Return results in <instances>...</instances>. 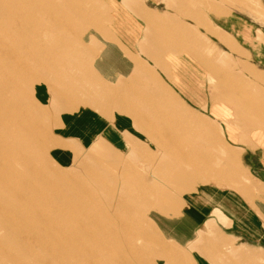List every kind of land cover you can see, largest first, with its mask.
I'll return each mask as SVG.
<instances>
[{
  "label": "rangeland",
  "instance_id": "1",
  "mask_svg": "<svg viewBox=\"0 0 264 264\" xmlns=\"http://www.w3.org/2000/svg\"><path fill=\"white\" fill-rule=\"evenodd\" d=\"M122 1L0 0V264H184L188 250L162 239L153 212L176 214L181 197L207 183L248 204L264 196V0H134L169 18L164 27L179 38H163L173 51L155 37L150 54L140 48L151 91L137 82L129 97L142 103L134 119L146 140L123 153L101 138L85 149L70 142V166L50 158L61 112L107 116L129 102L90 68L92 38L124 19L146 25ZM171 53L188 62L177 76L199 104L166 89ZM85 121H73L75 134Z\"/></svg>",
  "mask_w": 264,
  "mask_h": 264
},
{
  "label": "crops",
  "instance_id": "2",
  "mask_svg": "<svg viewBox=\"0 0 264 264\" xmlns=\"http://www.w3.org/2000/svg\"><path fill=\"white\" fill-rule=\"evenodd\" d=\"M245 1L255 3L253 0ZM170 2L175 7L187 4L185 1H180L179 4L178 1L170 0ZM203 4L205 8V2ZM122 6L140 9L141 18L146 25L139 27L137 22L124 19L119 21L117 27L108 31V37L103 41L92 38L94 40L90 41L89 52L95 51L96 56L90 68L104 86L118 89L119 95L128 97L129 102L122 101L124 103L120 111L114 110L107 116L94 110L93 112L83 110L79 113L75 111V115L61 112L55 120L53 119L51 122L52 141L57 145L50 149L49 156L60 168L70 166L73 162L74 151L70 149V142L85 149L93 141L101 138L118 152L123 153L129 150V143L142 144L146 140V134L137 127L134 119L142 103L135 101L134 97H129L132 92L134 95L137 89L142 87H147L151 91V87L145 85L150 80V69L138 68L143 65V58H139L140 48L144 53L150 54L154 50L155 45L153 44L156 38V42L168 43L164 47H169L170 51H173L177 49L174 44L171 45L174 41L163 38L167 37L169 32L172 38H177V41L179 38L174 36L172 28L164 27L169 18L148 15L144 6L134 0H124ZM184 14L187 16L186 12ZM192 14L194 13L189 14L191 16L189 17L195 21ZM219 29L224 35L233 38L234 44L240 47L232 35L220 27ZM215 39L224 46L217 37ZM144 42H148L149 45L152 43V48L147 49ZM169 48L161 50L167 52ZM171 57H174L172 53L165 57L169 58L168 62L164 60L168 68L167 77H171L166 89L171 88L187 104L188 102L199 104L200 102L196 99L185 94L184 87L177 76L178 74L180 76L182 72L183 62L185 64L188 62L181 58L179 60L178 58L170 59ZM151 63L153 64V61ZM146 66L150 67V64L147 62ZM145 72H148V76H145ZM137 82H140L142 86L137 85L140 87L136 88ZM34 88L35 101L44 104L48 98L47 89L41 85ZM77 118L86 120L81 125L82 135L75 134L71 128L73 121ZM94 121L96 124H90ZM178 209L179 212L172 216L153 212L154 216L150 220L156 225L165 242L182 250H188L189 258L183 257L184 264H241L243 262L264 264L262 261L264 260V196L254 198L248 204L237 192L207 183L184 194L180 199ZM215 212L220 213L223 220H218ZM210 220L214 221L213 228L206 227V223ZM190 246L195 249L189 250ZM154 264L167 263L163 259H158ZM172 264L179 263L175 260Z\"/></svg>",
  "mask_w": 264,
  "mask_h": 264
},
{
  "label": "bare ground",
  "instance_id": "3",
  "mask_svg": "<svg viewBox=\"0 0 264 264\" xmlns=\"http://www.w3.org/2000/svg\"><path fill=\"white\" fill-rule=\"evenodd\" d=\"M229 154H227L226 156L228 157ZM230 159V158H229ZM236 162V161H235Z\"/></svg>",
  "mask_w": 264,
  "mask_h": 264
}]
</instances>
